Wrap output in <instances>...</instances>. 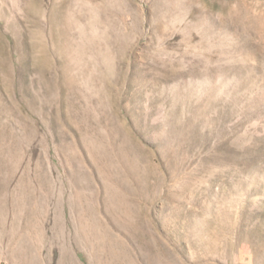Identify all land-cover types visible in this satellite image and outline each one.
Masks as SVG:
<instances>
[{"label": "rangeland", "instance_id": "rangeland-1", "mask_svg": "<svg viewBox=\"0 0 264 264\" xmlns=\"http://www.w3.org/2000/svg\"><path fill=\"white\" fill-rule=\"evenodd\" d=\"M0 264H264V0H0Z\"/></svg>", "mask_w": 264, "mask_h": 264}]
</instances>
